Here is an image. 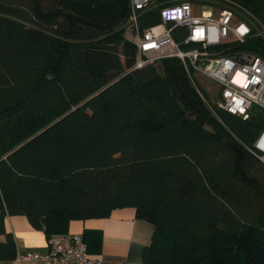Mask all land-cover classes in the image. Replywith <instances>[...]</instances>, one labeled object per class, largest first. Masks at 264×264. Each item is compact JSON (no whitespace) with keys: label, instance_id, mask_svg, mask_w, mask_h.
Returning <instances> with one entry per match:
<instances>
[{"label":"trees","instance_id":"16d2710c","mask_svg":"<svg viewBox=\"0 0 264 264\" xmlns=\"http://www.w3.org/2000/svg\"><path fill=\"white\" fill-rule=\"evenodd\" d=\"M189 1L250 25L208 51L264 59V0ZM128 2L0 0V260L16 256L6 215L48 237L133 207L153 226L143 264H264V110L216 108L177 57L135 68Z\"/></svg>","mask_w":264,"mask_h":264},{"label":"built area","instance_id":"2783aa9c","mask_svg":"<svg viewBox=\"0 0 264 264\" xmlns=\"http://www.w3.org/2000/svg\"><path fill=\"white\" fill-rule=\"evenodd\" d=\"M158 0H129V14L124 24V35L137 49L135 68L155 64L162 58H179L193 80L199 95L211 97L216 108L248 118L253 106L264 110V59L250 52L228 56L208 51V47L229 40L243 41L250 25L236 17L229 9L217 10L205 5L199 14L189 0H159L165 5L160 9L161 21L140 28V15L155 6ZM185 30L182 42L196 44L184 48L175 39L173 27ZM264 35V29L259 30ZM203 78L209 84L200 82ZM205 92V93H204ZM254 153L264 161V128L253 144ZM81 233H53L46 238L43 255L27 254L26 258L42 259L43 264H100V259L88 257L87 245Z\"/></svg>","mask_w":264,"mask_h":264},{"label":"crops","instance_id":"0c3cea01","mask_svg":"<svg viewBox=\"0 0 264 264\" xmlns=\"http://www.w3.org/2000/svg\"><path fill=\"white\" fill-rule=\"evenodd\" d=\"M135 216L133 207L116 208L108 217L71 220L66 232L83 234L88 257L100 259V264H143L142 249L151 240L153 226ZM1 223L14 238L16 256L0 264H43L42 259L25 257L46 252L43 230L32 228L24 215H6ZM4 238L0 233V242Z\"/></svg>","mask_w":264,"mask_h":264},{"label":"rangeland","instance_id":"374dc122","mask_svg":"<svg viewBox=\"0 0 264 264\" xmlns=\"http://www.w3.org/2000/svg\"><path fill=\"white\" fill-rule=\"evenodd\" d=\"M193 5H194V11H195V13L199 14V12H200V7H199L197 4H193ZM154 7H155V6H154ZM217 10H218V9L215 8V9H214V13H215V11H217ZM200 82H201L202 84H205V85L209 84V82L205 81L203 78H200Z\"/></svg>","mask_w":264,"mask_h":264},{"label":"water","instance_id":"95a60500","mask_svg":"<svg viewBox=\"0 0 264 264\" xmlns=\"http://www.w3.org/2000/svg\"><path fill=\"white\" fill-rule=\"evenodd\" d=\"M157 64H158V63H157ZM157 64H156V65H157Z\"/></svg>","mask_w":264,"mask_h":264}]
</instances>
